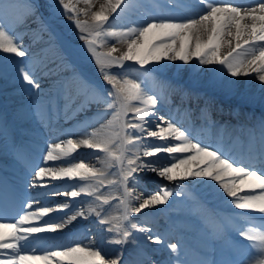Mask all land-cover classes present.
Masks as SVG:
<instances>
[{"label": "snow or ice", "instance_id": "1", "mask_svg": "<svg viewBox=\"0 0 264 264\" xmlns=\"http://www.w3.org/2000/svg\"><path fill=\"white\" fill-rule=\"evenodd\" d=\"M198 3L204 6L199 15L182 18L162 15L150 18L146 23L117 28L109 23L110 16L117 9L123 11L121 6L127 7L126 0H107V7L102 5L99 11L91 13V23L79 19L82 11L85 15L88 12L78 9L73 0H57L65 18L79 30L78 38L83 41L84 51L106 82L101 99L109 110L105 114H110L111 119L107 125L87 132L82 138L47 144L41 165L33 166L28 186L47 188L48 180L75 181L69 189H54L46 191L45 195L68 197L71 201L81 196L92 199L87 207L77 206L68 212L65 210L70 209V200H65L55 206H41L35 211L25 210L15 223H0V250H3L0 264H121L119 255L106 259L107 253L102 254L91 238L86 246L76 244L37 254L32 242L40 239V234L62 232L74 221L88 219L91 215L98 218V224L107 226L105 232L113 234L110 243L125 245L130 238L135 239L136 232L145 234L153 244H165L161 235L153 234L151 227L133 217L166 205L174 195L184 196V192L174 193L167 185L155 192L148 191L141 178L142 173L148 172L173 183L190 179L216 182L222 194L231 198L234 208L247 214L239 235L251 242L249 247H255L259 252V256L250 259L248 264H264V223L259 228L247 226L255 219L253 213H259L260 220L264 221V153L259 157V166H255L253 161H238L219 146L201 142L171 117L160 114L157 95L143 88L138 78H130L127 70L119 71L125 68L126 62H133L139 65L137 72L146 75L151 71L146 67L149 64H159L165 59L188 64L195 59L201 65L221 66L230 77L256 73L264 88V0H257L254 6L236 5L233 0H198ZM233 28L234 32L231 31ZM225 35L234 37V47L232 40L224 39ZM99 37H110L117 43L126 44L127 50L115 56L113 53L119 50L113 44L109 51H99ZM102 44L106 45L107 40ZM225 44L230 51L221 55ZM241 49L245 52L244 58H241ZM0 52L20 58L28 55L19 38L14 40L2 24ZM17 70L23 82L40 90L41 85L27 64ZM112 125H116L118 131L106 134L103 129ZM150 138L163 143L152 142ZM81 146L102 153V166L90 167L83 158L69 166H48V162L69 157ZM113 167L115 172L109 173ZM241 185L250 189L242 196L238 195ZM106 186H117L122 190L117 199L123 205V211L118 217L102 215L103 206L112 198L101 191ZM257 189L259 194H256ZM33 202L27 203L26 209H32ZM57 212L64 214L52 219L50 214ZM44 217L49 219L39 223ZM167 248L175 254L174 264H188L181 256L178 242L167 243ZM198 264L214 262L202 260Z\"/></svg>", "mask_w": 264, "mask_h": 264}, {"label": "bare ground", "instance_id": "2", "mask_svg": "<svg viewBox=\"0 0 264 264\" xmlns=\"http://www.w3.org/2000/svg\"><path fill=\"white\" fill-rule=\"evenodd\" d=\"M14 2L13 4L6 2L3 4H0V24L3 25V28L6 32H8L9 35L12 36L14 40L19 38V42L23 45L24 49L28 52L29 55L34 56L33 58V64L31 67H29L35 77L38 79L41 88L40 90L32 89L31 86L27 85L26 82H23L20 77V73L12 69V67L15 65L14 63L6 62L17 60L18 61V67H23L26 63V60L23 58L17 57L14 54L11 53H3L0 52V91L2 98L7 100L8 107L16 113L17 111H21L22 113L18 114V120L20 122V127L23 129L24 133L27 135L35 134L37 136H40L42 134L41 130L36 129V126L34 124V121L32 120L34 116H37V104L39 103V96L46 93L48 89L54 86V81L52 80V77L57 76L60 71H62L63 66L61 65L60 59L64 57V55H59L57 44H54L53 41L57 40L59 37H54L51 33V31L44 27L42 22V17L39 16L37 19L34 18V15L32 14L31 9H33V6L31 2H20L17 0H9ZM151 3H156L153 0H147ZM167 3H171L169 0H162ZM191 4H193L195 7H197L196 0H187ZM76 7L78 9L87 10L88 14L85 15L82 11L80 13L79 19L92 21L91 13L99 11L101 6L107 7V0H73ZM2 3V2H1ZM19 4L21 7H17V4ZM127 7H124L122 5L121 7L124 9L121 11V9H117L116 17L112 20H109V23H117L119 22V26H115L117 28H126L129 26H135L141 23H146L150 18L144 19L142 22L132 23V20H137L135 17L136 11L140 4L134 2L133 0H126ZM11 5V6H9ZM199 6L201 10L192 11L194 14L190 16L199 15L204 8ZM7 7L4 11L2 8ZM11 7V9H9ZM12 7H14L12 9ZM184 10L190 11L188 8L180 7ZM159 9L161 7L159 6ZM16 10L17 14H14L13 11ZM10 14L11 18L13 19L14 16L15 20L8 23L6 21L5 14ZM112 13L111 15H113ZM22 17V18H20ZM118 17V18H117ZM175 18H182L181 16H175ZM56 27H61L64 25L62 22H56L52 20L51 22ZM245 23H251V21H246ZM132 24V25H131ZM113 25V24H112ZM27 27L29 28L27 31ZM107 27V26H106ZM19 28H22L23 30H19ZM231 31H235V29H231ZM44 38V39H43ZM46 38L50 39L52 41H47ZM107 40V44H102L103 40ZM225 40H232V47L235 46V39L234 37H230L225 35ZM100 44L104 47L111 48L113 44H115V47L119 50V52L124 53L127 50L126 44L117 43L113 38L110 37H100ZM44 48L41 49L40 46H43ZM110 50V49H109ZM108 50V51H109ZM228 51H230V47L225 44L221 48V55L226 54ZM241 51V58H244L245 52L243 49ZM251 50H248V53L250 54ZM9 56L8 59L5 57L3 60V56ZM250 58V55H249ZM52 64V65H50ZM127 65H136L133 62H126ZM49 66H51L49 68ZM148 69H151L150 73L151 75L148 77V75H145L143 78L140 74H134L131 73V69H127V71L130 73L131 78H138L142 84L141 86L149 91L150 94L157 95L160 103H158L157 107H162L161 104L166 105L169 103L170 99L173 98H180V94L178 93V85L175 81H173V78L176 76L181 75L182 81H190L196 82L197 84L203 85L206 89L209 88L208 85L210 83H215L217 88H219L222 91L232 93L233 97H243L247 99H251L252 103H256L259 106H264V88L261 87L260 81L257 78L256 73H251L249 76H240V77H230L228 76L225 71L224 73L220 75H216L217 71L223 70V68L219 65H201L199 64L195 59H193L190 63L185 64L179 60L177 61H168L164 60L159 64H149L146 66ZM43 68H46V71H43ZM18 69V68H17ZM15 71V72H14ZM18 71V70H17ZM119 71H125V70H119ZM17 74L16 76L14 75ZM163 74V76H162ZM167 78H166V76ZM134 76V77H133ZM6 78L9 80V83H6ZM176 78V77H175ZM179 78V77H177ZM10 82L19 83L22 84L24 87V92L21 91H12L7 88V84H10ZM68 83H65L67 85ZM61 88V87H60ZM27 96L28 98L25 99L24 97ZM187 98L193 100L196 102L198 100V95L196 93H192L189 90L186 91L184 94ZM62 100H67L66 103L62 102ZM57 98V102L59 103V106H62L60 110H57L55 114L61 113L64 106L66 104H70L72 106H76L74 109V113L77 114H83V112H86L88 108H96L99 104H104L101 96H95V98H89V97H83L80 96L77 92L73 94L69 93H63L60 90L58 92H55L53 98L50 100V103H55ZM241 100H245V99ZM82 102H81V101ZM206 101H212L216 102L218 101L216 96L208 95ZM69 105V106H70ZM212 110L211 105H206V111ZM160 109V108H159ZM163 112L160 110V114ZM183 115L186 114V111L182 110ZM44 115H46L44 113ZM98 115V116H97ZM97 117H92L91 119H86L82 125H80L77 128H83V126H90L89 129L86 130H79V129H68L66 130L62 123L58 124H51L50 129L57 133V137L53 141H61V140H67L68 138H71L73 136L75 139L82 138L87 132L93 131L95 129H98L101 127V125H107V121L111 119V115H106L105 113H99L97 114ZM131 113L129 117H131ZM188 115H185L183 117H187ZM46 121H48V117L46 116ZM103 131L106 134H114L117 131L116 125H112L110 127H106L103 129ZM152 142L155 143H163V141H156L155 138H150ZM46 148V146L44 147ZM43 152H45L44 149H42ZM6 154V153H4ZM71 156L76 157V159L79 161L81 158H83L84 162L88 164L90 167H101L100 163V157L103 156L102 153H94L93 150L87 149L84 146H81L77 152L73 153ZM2 157V156H1ZM67 158H62L58 162H48V166H55V167H63L64 164H67L69 166L70 164L67 163ZM41 165V163H40ZM33 170L30 171V174H28V180L24 183V187L22 186L23 191L31 196L33 194V190H38V188L33 189L32 187H29V181L32 179L31 173ZM151 173V172H149ZM30 176V177H29ZM112 179V176H110ZM141 178L143 180H146L147 183H150V188L148 191L155 192L158 191V189H155L154 184H157L161 182V179L155 174H147L142 173ZM151 178V181H149ZM49 181V180H48ZM47 181V183H48ZM193 186L195 189H201L202 187H205V189H202L203 192H205L209 197H211V193L215 194L217 198H223L226 197L225 194H222V190L218 189V186L216 182L214 181H205V180H199V179H190L187 180ZM186 182V181H183ZM61 185L59 189H67V186H65L64 183H59ZM205 185V186H204ZM156 186V185H155ZM26 189V190H25ZM31 189V190H30ZM241 189L245 190L247 189V192L250 190L247 186L241 185ZM54 189H51L53 191ZM119 190V196H120V189L117 186H107L105 189H101L102 192H104L105 195L111 196L112 193H118ZM213 194V195H214ZM256 194H259V190H256ZM85 197H79V199H75V201L80 202L79 207H87L88 202L91 200L84 199ZM48 203H46L45 206H55L58 204L57 202H64L65 198L63 196H49L47 197ZM76 207H74V203H70V209L65 210L66 212L75 210ZM234 208V206L232 207ZM158 207L151 209V212L157 211ZM64 213H52L50 214V217L52 219L58 218L60 215H63ZM260 215L259 213H257ZM102 215H107L109 217H117V211L115 208L111 207L108 210H104ZM119 215V214H118ZM120 216V215H119ZM49 219V217H44L42 220ZM98 219L95 215H91L88 217V219H78L77 221H74L72 225H69L65 229L62 230V232L56 233V234H40L41 237H47L46 239L53 238L56 242L60 243L57 240H65V241H85L88 237H86V233H82L81 229L83 227L87 228H93L94 226V220ZM145 219V218H144ZM89 221V222H88ZM150 223V222H149ZM103 230L105 227L101 225ZM88 232V230H87ZM141 236H143V233H139ZM153 234H156V232H153ZM111 233L103 232L101 229L99 231H95V239H92L96 245V247H99L102 250V254L107 253L108 256L116 257V256H123L121 258V264H143L146 260L145 256L143 255L142 251L132 252L130 253V250L132 249V241L129 239L128 243L122 246L121 250H119L120 253H116V249L112 248L114 247V244H109V241L112 238ZM45 239V238H44ZM90 242V239L83 242L82 245L86 246ZM106 244H109L106 246ZM122 251L124 253H122ZM126 256V257H125Z\"/></svg>", "mask_w": 264, "mask_h": 264}, {"label": "rangeland", "instance_id": "3", "mask_svg": "<svg viewBox=\"0 0 264 264\" xmlns=\"http://www.w3.org/2000/svg\"><path fill=\"white\" fill-rule=\"evenodd\" d=\"M47 2H49V4H53V3H57V0H46ZM52 16L54 17V19L56 21H67V19L65 18V15L63 14L62 10H57V11H54V9H51L50 10ZM67 37L69 38V43L71 45V40L72 39H79L77 35H74V34H70V35H67ZM72 47V51H73V55H77V57L79 58V60L81 61V63L83 64V66H85L87 68L88 71H90L91 73L97 75L100 79L101 76L99 74V72H97V67L94 63V61L90 58L89 54H87L84 49L81 47V48H76L75 46L71 45ZM105 49H107L106 47H104ZM99 50V49H98ZM119 55V54H118ZM122 55V54H121ZM25 99H27L28 97L25 96L24 97ZM34 119V118H33ZM37 120V119H36ZM35 119L33 121H36ZM35 124V122H34ZM9 151V149H7V146H4L2 144H0V155ZM164 181V179L162 180ZM166 181V180H165ZM168 182V181H167ZM146 187H148L149 185H146L144 184Z\"/></svg>", "mask_w": 264, "mask_h": 264}]
</instances>
